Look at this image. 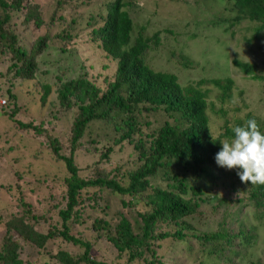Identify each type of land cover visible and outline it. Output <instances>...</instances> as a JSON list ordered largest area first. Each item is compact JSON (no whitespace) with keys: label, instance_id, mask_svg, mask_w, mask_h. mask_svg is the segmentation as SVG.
<instances>
[{"label":"trees","instance_id":"trees-1","mask_svg":"<svg viewBox=\"0 0 264 264\" xmlns=\"http://www.w3.org/2000/svg\"><path fill=\"white\" fill-rule=\"evenodd\" d=\"M24 1L0 0V58L10 56L12 64L8 72L26 84L34 81V59L47 47L50 48L49 27L52 23L65 21L64 10L60 6L66 3L65 0L56 2L50 15L51 24L45 26L35 4L27 9L23 6ZM90 1L80 0L85 6ZM231 3L234 13L231 24L254 23L256 39L263 38L264 0H231ZM131 6L130 0H109L105 3V15L100 13V21H94L91 27L87 23L90 27L86 28L90 31L89 42L105 58L115 62V78L107 90L99 92L87 79L66 82L55 90L60 107L49 109L46 116H39V126H35L34 121L16 122L21 131H32L39 138L44 133V147L49 149L51 158L63 166L67 176H53L52 180L45 176L47 181L64 188L59 195V204L53 206L57 213L55 219L50 217L49 210L40 213L26 201L20 184L16 183L14 187L11 184L0 185V201L4 203L0 204V209L7 205L15 210L0 216L5 231L0 247V264H109L90 259L94 242L101 238L116 250L115 264H163L160 250L163 243L169 241L183 244L189 252L192 251L190 241H195L201 258L193 264H209L207 260L210 264H232L228 256H239L234 249V237L223 226L225 216L214 233L198 232L195 227L201 223L194 217L200 215V204L207 201L201 197L205 193L201 187L217 185L215 171L220 167L215 162V154L222 148L220 141L232 138V127L242 126L251 118L257 120L264 133V120L252 111L241 116L238 113L230 120L226 108L221 106L216 110L215 104L208 101V86L218 91V101L224 103L231 98L234 84L230 78L205 79L182 86L176 75L154 71L147 65L145 54L151 44H159V33L148 38L140 29L133 37L134 25L128 13ZM18 13H23V24L34 25L43 32L38 34L31 53L20 46L19 36L11 25L13 16ZM71 24L80 27L76 20H71ZM67 32L63 29L55 37L72 41L73 36ZM232 64L250 79L264 81L263 75L256 74L254 63L233 60ZM53 88L35 84L27 93L31 97L27 104L38 103L40 115H43ZM37 96L40 98L35 103ZM7 102L13 105L8 116L13 119L18 113L17 99L8 93L6 105ZM21 108L26 110L27 106ZM233 112H240V107ZM210 114L216 124L221 123L216 135L211 132ZM158 115L160 121L156 118ZM150 117L154 121H150ZM50 120L60 122L64 127L60 137L52 136L44 128V123L52 125ZM96 123L111 126L108 130L112 135L94 133ZM154 123L156 127L151 129ZM123 143L132 148L133 157L129 161L133 162V167L125 166L122 173L115 168L111 176V171L103 170L94 172L87 179L79 177L75 161L77 153H95L99 161H109L115 148H122ZM238 171L225 173V176L227 179L230 174L233 177L229 186L231 190H235V182L249 186L246 198L234 201L230 194H222L214 198L215 209L224 211L228 205L245 202L252 205L260 218H264V185L241 182ZM91 189L96 191L95 194L82 201V193L87 195ZM9 192L15 196L12 204L6 202ZM110 196L119 198L122 209L127 211L125 214L132 212L133 216L111 214ZM51 202H56V198L51 196ZM116 216L119 220L114 224ZM89 222L93 233L91 241H84L71 233L75 224ZM243 233L238 245H248L251 238H255ZM23 243L31 244L37 250L39 258L35 263H25L21 259L19 251ZM247 264L261 262L257 260Z\"/></svg>","mask_w":264,"mask_h":264},{"label":"rangeland","instance_id":"rangeland-1","mask_svg":"<svg viewBox=\"0 0 264 264\" xmlns=\"http://www.w3.org/2000/svg\"><path fill=\"white\" fill-rule=\"evenodd\" d=\"M60 1L25 0L23 6L28 9L31 4H35V10L41 14L44 25L50 26V15L56 7V2ZM107 1L109 0H91L88 6L81 2L77 3L76 0H65L66 5L61 4L65 21L52 23L49 27L52 38L48 45L50 48L47 47L38 58L34 59L36 68L33 74L34 81L24 84L22 80L15 79L13 73L8 72L12 64L11 57L0 58V100L7 101V94L11 93L16 97L19 106L18 113L13 119L8 117L13 105L7 102L4 107L0 106V185L11 184L14 187L16 183L20 184L24 199L40 213L49 210L52 219L57 218L56 209L53 206L59 204V195L64 188H59V184L47 181L45 176L50 180L54 178L53 176L65 178L67 176L65 169L51 158L49 149L44 147L42 143L45 140L44 133L39 138L32 131H21L16 122L34 121V125L39 126L41 116H46L51 108L60 107L55 90L66 82L87 79L91 85L99 89V92L107 90L108 84L115 78V62L105 58L103 53L89 42L90 31L86 29L90 28L94 21H100V13L105 15L104 8ZM130 2L132 6L129 7L128 13L134 25L133 37L137 36L140 29L144 30L143 34L148 38L159 33V44H151L145 54L147 65L154 71L176 75L182 86L199 80L230 78L234 84L231 98L224 100V103L218 101V91L208 86V101L215 104L216 110H219L221 106L226 108L229 112L227 118L230 120H233L238 113L241 116L247 111L254 112L257 117L264 120V81L250 79L232 64L233 60L254 63L256 74L264 76V37L256 39L254 23L243 21L236 25L231 24L234 17L231 11V0H130ZM69 5L71 8H68ZM71 20H76L80 27L71 24ZM23 21V13H18L13 16L11 25L19 36L20 46L31 53L38 34L42 35L43 32L41 28H34V25L23 24ZM88 22L90 27L87 25ZM65 26L68 28L66 29ZM63 29L67 30L68 34L71 33L74 38L72 41H62L55 37ZM35 84L54 87L49 104L45 107L47 111L43 112V115H40L39 104L36 103L39 96L35 97L36 104H27L31 98L27 96V93L32 91ZM21 106H27L26 110H23ZM238 107L240 112H233ZM159 116L156 118L160 121ZM209 118L211 132L216 135L219 133L218 128L221 123L216 124L217 121L211 114ZM150 121H154V118L150 117ZM50 122L52 125L48 122L44 123V128L52 136L60 137L64 127L60 122L51 120ZM155 127V123L151 125V129ZM110 128L109 125L96 123L93 130L94 133L112 135L108 130ZM132 157V148L127 143H123L122 148H115V153L109 161L101 162L97 154L82 151L77 153L75 161L79 168V177L87 179L94 172L103 170L111 171L110 176L115 168L122 173L125 166L133 167V162L129 161ZM220 168L215 171L218 176L217 185L201 187L205 192L201 197L207 201L200 204L201 208L198 210L200 215L194 217L199 219L198 223H201L197 224L195 229L200 233L217 232L225 216L223 226L228 229L229 235L234 237V249L239 252L238 257L228 256V252H225L232 264L255 263L257 260L264 264V218H260L252 205H247L245 202L228 205L224 211L215 209V197L230 194L231 200L237 201L246 198V191L249 190L248 185L240 186L237 182L234 184L235 190H231L229 186L233 183L231 179L233 177L230 174L228 175L230 178L227 179L225 173L229 174L236 169ZM47 185H50L52 189ZM95 192L91 189L88 196L82 193L81 196L84 195L82 201L93 196ZM51 196L56 198V202H51ZM13 197L15 199L13 192H9L6 202L12 204ZM108 201L111 214L127 213L122 209L119 198L110 196ZM0 204L4 203L0 201ZM12 208L3 205L0 216L15 211ZM125 216L130 217L133 214L131 212ZM118 220L119 217L116 216L113 223L116 224ZM89 225L90 222L83 225L75 224L71 233L84 241H91L93 233ZM192 226H195V223H192ZM242 232L248 237L255 238H251L248 245H238L243 236ZM4 235L5 231L0 222V247ZM196 244L195 241H190L192 251L189 252L183 244H174L171 241L163 243L160 250L163 264L197 262L201 257L199 258L200 253ZM64 247L69 248L66 245ZM19 254L25 263L31 261L35 263L39 258L37 250L31 244L23 243ZM90 259L98 263L115 264L117 252L110 243L101 238L94 242ZM222 262L218 261V263ZM206 263L210 264L208 260ZM133 264H143V262Z\"/></svg>","mask_w":264,"mask_h":264},{"label":"clouds","instance_id":"clouds-1","mask_svg":"<svg viewBox=\"0 0 264 264\" xmlns=\"http://www.w3.org/2000/svg\"><path fill=\"white\" fill-rule=\"evenodd\" d=\"M232 138L220 141L222 148L215 154L219 167L239 169L241 182L264 185V133L255 118L248 119L242 126H233Z\"/></svg>","mask_w":264,"mask_h":264},{"label":"built area","instance_id":"built-area-1","mask_svg":"<svg viewBox=\"0 0 264 264\" xmlns=\"http://www.w3.org/2000/svg\"><path fill=\"white\" fill-rule=\"evenodd\" d=\"M6 105V101L4 99L0 100V106L4 107Z\"/></svg>","mask_w":264,"mask_h":264}]
</instances>
